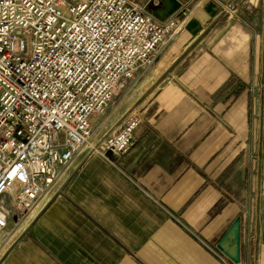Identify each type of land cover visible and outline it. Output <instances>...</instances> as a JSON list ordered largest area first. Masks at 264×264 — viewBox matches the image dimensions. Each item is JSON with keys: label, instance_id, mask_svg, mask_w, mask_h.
Here are the masks:
<instances>
[{"label": "crops", "instance_id": "1", "mask_svg": "<svg viewBox=\"0 0 264 264\" xmlns=\"http://www.w3.org/2000/svg\"><path fill=\"white\" fill-rule=\"evenodd\" d=\"M178 1L138 93L90 117L100 144L140 113L134 145L117 167L78 156L0 264H221L207 247L237 217L240 258L264 264V0Z\"/></svg>", "mask_w": 264, "mask_h": 264}, {"label": "built area", "instance_id": "2", "mask_svg": "<svg viewBox=\"0 0 264 264\" xmlns=\"http://www.w3.org/2000/svg\"><path fill=\"white\" fill-rule=\"evenodd\" d=\"M142 1L0 0V241L79 155L117 167L134 145L140 113L100 144L91 143L90 117L151 66L177 29L181 10L159 21L148 10L154 1ZM207 248L221 264H248Z\"/></svg>", "mask_w": 264, "mask_h": 264}, {"label": "water", "instance_id": "3", "mask_svg": "<svg viewBox=\"0 0 264 264\" xmlns=\"http://www.w3.org/2000/svg\"><path fill=\"white\" fill-rule=\"evenodd\" d=\"M152 1L160 3V5H157V8L151 12L152 16L159 21L167 20L182 8V5L178 0ZM240 232L241 218L237 217L216 245V249L234 263H237L240 260Z\"/></svg>", "mask_w": 264, "mask_h": 264}, {"label": "rangeland", "instance_id": "4", "mask_svg": "<svg viewBox=\"0 0 264 264\" xmlns=\"http://www.w3.org/2000/svg\"><path fill=\"white\" fill-rule=\"evenodd\" d=\"M142 3H144V0L142 1ZM143 73H144L143 69L139 70V74H138L136 80H134L132 83H130V85L128 87H126L124 89L116 90L114 95H113V97H112V99L109 101V103L107 105V108H109L110 104H112V103H115V104L123 103L129 96H132V95L135 96L138 93L137 89H138V87L140 86V84L142 82ZM94 116H100V114H95ZM91 143H94V141L92 139H91ZM81 155H84V153H82ZM31 213H33V212H31ZM31 213H29V215ZM29 215L21 217L15 222L11 219L10 222H9V225H8V229L9 230H14V231L17 230L20 226L23 225V223L25 222L26 218ZM11 232L12 231H10L9 234ZM3 239H5V245L4 246L8 245L9 236H5ZM1 241H3V240H1ZM1 241H0V243H1Z\"/></svg>", "mask_w": 264, "mask_h": 264}]
</instances>
